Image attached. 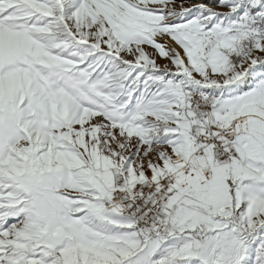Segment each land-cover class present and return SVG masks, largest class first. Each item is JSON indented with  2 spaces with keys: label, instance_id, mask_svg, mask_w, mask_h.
<instances>
[{
  "label": "snow or ice",
  "instance_id": "obj_1",
  "mask_svg": "<svg viewBox=\"0 0 264 264\" xmlns=\"http://www.w3.org/2000/svg\"><path fill=\"white\" fill-rule=\"evenodd\" d=\"M0 264H264V0H0Z\"/></svg>",
  "mask_w": 264,
  "mask_h": 264
}]
</instances>
